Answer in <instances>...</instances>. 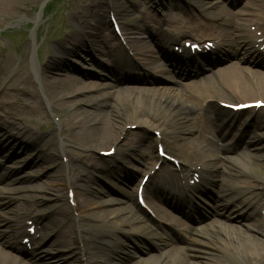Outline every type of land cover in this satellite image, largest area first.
Masks as SVG:
<instances>
[{
    "label": "bare ground",
    "instance_id": "6f19581e",
    "mask_svg": "<svg viewBox=\"0 0 264 264\" xmlns=\"http://www.w3.org/2000/svg\"><path fill=\"white\" fill-rule=\"evenodd\" d=\"M85 1L87 3L81 6L82 10L69 18L79 22L81 27L69 33L63 42L56 44L58 54L54 52L40 71L41 81L45 86V99L55 98L61 104L70 105L72 108L70 117L62 122V125L57 123L59 151L51 152L45 160L55 161L63 167L59 161V155H63L67 158L64 166L70 169L76 161L92 163L89 165L92 170L120 182L122 187L116 189L129 204L115 207L112 211L101 209L99 213H95L97 215L90 212L89 215L84 214V209L102 208L106 204L94 198L96 190L91 181L95 176L92 173L85 175L79 182L76 179L69 181L64 179L61 171L56 170L49 175L53 187L42 186L46 183L24 187L27 191L55 192V198L60 205L53 214L55 226L52 228L41 223V214L33 209L32 204L22 208L25 211L22 223L14 216L0 219V264H36L32 256L23 257L28 251L21 241L28 237L32 239L35 235V232L31 236L26 231L29 227L23 224L26 221H31V225L38 227L40 241L53 234L50 248L40 246L45 259H50L54 252L58 260L71 258L78 264H119L116 256L119 257L121 251L127 249L125 241L139 240L142 237L140 232L144 230V222L148 219V213L140 209L135 198V188L144 174L149 176L143 190L145 204L156 214L159 221L170 225L182 224L175 214L160 204L169 202L168 197H172L167 194L175 191L172 183L175 180H183L175 175L172 169L176 166L174 163L167 162L157 150L153 151V146L157 149V145L162 146V143L164 154L174 157L179 162V169L190 175L188 181L195 174L200 178L197 185L187 187V204L194 206L196 201L201 199L200 195L217 183L218 196L210 201L214 214L227 218L236 215L237 218L253 222L244 223L245 230L236 233L233 229L239 227L224 225L213 219L205 227L204 234L200 233L201 231L184 234L180 236L182 245L174 247L168 246L171 240L169 233H172V230L159 223L158 228L152 231V238L162 253L139 258L133 264H138L139 261H149L148 264H185V261L194 258H198L203 264H264L263 172L259 170L256 177L246 183L251 176L250 171L243 168L236 159L218 151L227 149L224 142L218 146V140L226 137L230 126L237 125L244 129L264 126V112L259 109L256 111L247 108L239 112H226L221 108V103L224 102L236 105L238 103L232 101L242 99V103H247L264 97V71L251 67L264 65V61L257 50H253L243 40V26L249 23L246 16L249 13L244 10L257 16L264 30V1L246 0L242 8L236 10L230 7L233 6L232 0L228 1L229 6L224 4V0H214L208 5V1L212 0H196L192 4L196 12L167 11L161 16L140 12L139 20L131 15L129 10L139 4L137 0ZM171 3L173 0H161V6L164 8ZM104 8L110 9L108 21L104 17ZM1 9L17 11L21 10V6L14 0H0ZM110 16L118 23L119 35L126 41L127 50L132 52V56L127 54V50H119L116 42L118 34L112 27ZM39 18L38 16V21ZM192 32L207 35L211 38L208 39L210 42L216 40V50L210 54L190 56L187 51L179 55L173 48L168 49L170 44H176L184 35ZM141 33L145 35H140ZM33 41L34 38L27 46L32 47ZM152 44L156 46L155 50L151 48ZM217 52H222L223 59L231 57L234 60L211 71V76L215 75L217 78L214 84L191 90L189 95L178 89H189L197 83H184L179 76L188 69L208 66L209 63L215 62L218 58ZM28 54L30 61L35 63L34 52L30 50ZM70 54L77 57L78 61L94 62L96 56L106 59L105 62L109 64L107 68L99 62L105 72V80L86 81L68 73L58 76L62 68H74L66 59ZM212 54L214 58L211 59ZM244 61L246 63H243ZM142 68H151L155 74H159V77L146 75V85L149 86L153 83L151 81L162 77L170 86L124 85L115 88L116 81L122 75H134L132 72ZM35 69L38 73L36 63ZM87 92L92 95L81 104L82 99L78 97ZM109 95L115 96L116 104L106 102L105 99ZM29 97L36 99L37 95L32 92ZM85 103L90 106L104 105L108 109L98 112L76 109ZM189 121L194 123V126L185 125ZM127 124H132V127L124 129ZM15 127L13 120L0 119V130ZM75 130L81 132L74 133ZM53 131L43 135H52ZM16 133L23 139L35 136L25 128H16ZM43 135L38 139H43ZM120 135L123 140L119 139ZM250 138L248 142L242 143L243 148L254 146L259 141L254 137ZM68 142L77 143L92 151L106 144L109 148L102 150L113 148L115 154L109 159L100 156L97 158L99 163L95 164L92 162L96 161L93 154L74 153L73 150L65 148ZM143 147L148 149V153L141 154L139 163H132V160L137 159L136 150L140 151ZM201 151L204 152V157H201ZM246 151L244 153L249 164L260 161L261 157L254 151ZM155 163H159L160 168L162 165L167 167L165 170H154L152 165ZM199 164L201 166L197 169ZM140 174L142 176L139 178ZM130 182L134 183L128 187ZM176 193L182 196L184 194L178 191ZM4 200L5 196L0 191V206L4 202H12L11 199ZM121 202L123 201L115 200L116 204ZM85 219H89V222L86 223ZM93 229L99 231L93 232ZM249 231L257 232L260 236ZM113 242L120 245L119 251L110 248ZM36 243L39 244V241ZM87 244L92 248H87Z\"/></svg>",
    "mask_w": 264,
    "mask_h": 264
},
{
    "label": "rangeland",
    "instance_id": "374dc122",
    "mask_svg": "<svg viewBox=\"0 0 264 264\" xmlns=\"http://www.w3.org/2000/svg\"><path fill=\"white\" fill-rule=\"evenodd\" d=\"M14 1L20 4L21 10H0V119H3V121H5V119H10L13 120L16 124V127L14 129L9 128L0 130V190H2L5 196L4 201H7V198L12 200L10 204L4 202V204L0 206V219L10 216H16L15 218H20L19 216H22V214H24V209H22L23 206L32 204L33 209L37 210V212L41 214L42 222L53 228V226H55V224L53 225V214L60 207L55 198V192H52V190L48 193L34 192L33 190L27 191L24 189V187L32 186L36 183H46V185L42 186H46L49 188L53 187L52 180L49 178V175L56 170L61 171L64 174V179L69 181L72 179H76L77 182H79L81 178H85V175L92 173L95 176H93L94 178L92 177L94 180L91 181L93 182V187L96 190L94 198L104 201V203L106 204L102 208L84 209V214L89 215L90 212L91 214L97 215L95 213H99L101 209L112 211L115 207L123 206L124 202L119 204L115 203V200H122L118 189H116L117 187H122L120 182L113 177L107 178L101 175V173H97L92 170L89 167V165H91L92 163L76 161L73 163V167L70 169L64 166L67 158L63 155H59V161L63 164V167H60V165L55 161L51 162L49 161V159L45 160V158H47V155L49 156L51 152L56 153L59 151L57 143H59L60 138L58 136L57 123L59 125H62V122L70 117L69 112H71L72 108L70 105L61 104V102H58V100H56L55 98H51L49 100L45 99L43 95L45 86L41 81L40 71H42V66H44L48 62L49 58L55 54L54 52L58 54V48L56 47V44H60L61 42H63L68 38L69 33L81 27L79 25V22L71 21L69 18L71 15L77 14L78 11H81V6H83L87 2L85 0ZM137 1L139 2V4L136 7L129 9L131 11L130 14L133 15L137 20L140 19V12L156 16L165 15L167 11H175L181 13L182 11L190 10L196 12V10L192 6V4H194L196 0H173V3L169 4L167 8L159 6V1L161 2V0ZM213 1L214 0L208 1V3H206L208 5L209 2ZM224 1V4L229 5L227 4L226 0ZM232 1L233 6L230 7H232V9L238 10L242 8L246 0ZM103 10L104 17L108 21L110 9L104 8ZM244 11L249 13L246 14L247 18L249 19V23L244 25L245 28L255 24L259 25L260 27L262 26L257 16L250 14V12L247 10ZM38 16L40 17L39 21L37 20ZM140 35L145 34L141 33ZM32 38H34L33 46L28 47L27 43L31 42ZM199 38L207 39L208 37L205 34H195L194 32L183 37L184 40H196ZM175 46H179V43ZM151 48L155 50L156 46L152 44ZM30 50L34 52V61L39 68L38 73L35 69V63L33 61H30V56L28 54ZM66 59L70 64H72L75 70H73L74 68H69L67 70L62 68L58 76L61 77L64 74L68 73L86 81L100 82L105 80V72L101 68L99 62H102V65L107 68L109 64L108 62H105L106 59L96 56V60L94 59V62H89L87 60L78 61V58L71 54L68 55ZM233 60L234 59L231 57L223 59L222 56H220L219 59H217L215 62H211L208 66L188 69V71L179 76L181 81L184 83L196 81L199 84L195 83L194 85L190 86L189 89L184 87H178V89H181L183 92H185L186 95H189L190 93L188 92L191 90H195L201 86L214 84L217 78L215 75L211 76V71L222 67ZM251 67L254 69H260L257 66ZM145 75L159 77V74H155V72H153L151 68H142V70L135 71L134 75H122L116 81L115 88H120L124 85L147 87L148 85L146 84L148 81L145 79ZM157 79L158 80L151 81L153 83L149 84L148 87L170 86V83L165 81L162 77ZM32 92L37 95L36 99L29 97V94ZM90 95H92L91 92L80 95L78 98L82 99L81 104ZM260 98L264 99L263 96H261ZM105 100L108 104H116L115 96L109 95ZM241 101L243 100L237 99L234 102ZM33 106L35 107V109H33ZM79 106H77L76 109L96 112L100 110L106 111V109H108L104 105L90 106L87 103L80 106L81 108H79ZM263 112L264 109H262V113ZM115 123L120 124L119 122ZM131 125L132 124L125 125L124 129L130 128ZM185 125H189L192 127L194 126V123L189 121L186 122ZM16 128H18L19 130L25 128L28 131L33 132L35 136L31 138H29V136L26 137V139L20 138L17 136L18 133H16ZM51 130H54L52 132V135H48L46 137L43 135V133H47ZM246 130L247 131H245V135L243 136L242 141H245L247 139V136L249 137L248 139H250V137H254L256 141L259 140L255 144L254 148H251V146L249 148L254 149L252 151H254L256 155L261 157V161H258L254 164H249L246 161L241 143H237L239 139L237 140V137H234L236 141H230L231 134H235L237 132V126H233L231 128L228 136L225 139L226 142H230L229 145L231 146V149H227L226 151H218L219 153L222 152V154L232 156L237 159L242 164V167H245V169L250 171L252 179V177L256 176V173H258L259 170H262L264 175V126ZM79 132L81 131H74V133ZM42 135L43 139H38L39 136ZM119 139L123 140L124 138H122V135H120ZM221 143H223V140H219V144ZM65 148L73 150L74 153L85 152L93 154L96 157V160H98V149L109 148V145L104 144L92 151L91 149H87L86 147L77 143L68 142ZM154 150L155 148L153 147V151ZM136 152H138V155H136V157L140 158L142 153H148V149L143 147L140 152L137 150ZM92 162L96 164V161ZM240 179H243V177ZM127 185L129 187L131 184ZM216 189L217 185L214 186L213 189L209 190V192L205 195L204 198H206L207 204L205 202H201L197 212V219L181 217L180 220L183 224L168 226L172 227L174 231L178 233H183V231H201L200 233L204 234L206 230L205 227L209 225L211 219H213V216L211 214V207L208 204L209 199L212 195L215 194L214 191ZM64 192L65 190L63 191V193ZM147 208L151 212V209L149 207ZM152 216L155 220L156 217L154 213H152ZM218 219L226 224H238L240 227L238 226L239 228L233 229L236 233H240L245 230V227H243L242 225L243 221L237 222V219H235L234 217L230 219L218 217ZM85 221L87 223V221L89 222V219H85ZM163 224L167 225L165 223ZM144 226V230L140 232L142 238H140L139 240H133V242L125 241V243L127 244V249L124 250V252L121 251L119 257L116 256V260L119 262V264H133L139 258L141 259L143 257L156 256L162 253L161 248L153 242V238L151 236L156 223L150 220L145 222ZM183 228H185V230ZM98 231L99 229H93V232ZM249 232L258 235L257 232ZM39 235L40 233L36 238L37 240ZM171 237L173 239V241L169 244L171 245V247H174L175 245H181V240L177 235ZM53 239L54 236L52 234L49 238H44L40 242V245L46 248H50V244ZM86 247L92 248L89 244H87ZM167 247L163 246V248ZM110 248H114L117 251L121 249L120 245H118L116 242L111 243ZM51 250L53 251L54 249ZM29 256H32L37 264H78L77 261H74L71 258H67L66 260H58L54 252L53 256L50 259H44L41 251L39 250V245L36 244L35 240L31 242V249H28V257ZM50 261L53 262L49 263ZM148 262L149 261H139L138 264H148ZM185 264L203 263L198 259H191L189 261H185Z\"/></svg>",
    "mask_w": 264,
    "mask_h": 264
}]
</instances>
